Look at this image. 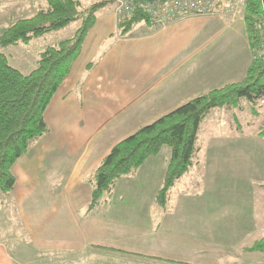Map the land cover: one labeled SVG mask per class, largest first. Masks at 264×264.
I'll list each match as a JSON object with an SVG mask.
<instances>
[{
  "label": "crops",
  "instance_id": "crops-1",
  "mask_svg": "<svg viewBox=\"0 0 264 264\" xmlns=\"http://www.w3.org/2000/svg\"><path fill=\"white\" fill-rule=\"evenodd\" d=\"M47 2L0 0V18L9 22L1 30ZM119 16L113 4L97 12L45 111L48 132L11 169L15 185L0 192V264H257L264 255L250 248L259 239L242 240L251 234L236 228L211 232L202 222L210 214L173 197L187 173L166 205L156 204L169 159V151L161 158L164 149L119 179L106 203L90 208L86 178L115 144L187 101L240 81L250 62L243 26L222 37L189 33L207 21L191 17L160 28L140 22L121 37ZM50 35L13 49L33 47L39 57L56 44ZM136 43L146 49L138 69L130 67Z\"/></svg>",
  "mask_w": 264,
  "mask_h": 264
},
{
  "label": "trees",
  "instance_id": "trees-1",
  "mask_svg": "<svg viewBox=\"0 0 264 264\" xmlns=\"http://www.w3.org/2000/svg\"><path fill=\"white\" fill-rule=\"evenodd\" d=\"M129 1L136 5L156 0ZM114 3L115 0H99L84 7L78 0H48L33 17L17 20L0 30V48L14 47L80 21L73 37L48 46L39 54L36 67L29 74H22L9 65L7 55L0 49V192L13 189V165L35 140L48 132L47 107L70 74L84 39L95 24L97 12ZM263 18L261 1L248 0L244 5V23L252 60L243 78L187 101L115 144L86 178L91 188L90 208L106 203L119 179L133 174L147 160L168 148L167 168L155 196L156 204L164 207L171 188L193 165L198 151V131L205 117L214 109H229L242 99L254 113L258 104L264 105ZM140 22H148L140 11L130 16L120 15L118 35L126 37ZM258 135L264 138V122ZM250 251L264 254V236Z\"/></svg>",
  "mask_w": 264,
  "mask_h": 264
},
{
  "label": "rangeland",
  "instance_id": "rangeland-1",
  "mask_svg": "<svg viewBox=\"0 0 264 264\" xmlns=\"http://www.w3.org/2000/svg\"><path fill=\"white\" fill-rule=\"evenodd\" d=\"M97 1L99 0H90L84 7ZM222 16L224 18L217 15L194 17L207 20L206 24L197 23L187 28L188 32L197 33L202 30L211 36L222 37L231 30L240 31V27L243 26L249 48L244 23V6L234 14ZM230 17L236 21H231L233 18L230 19ZM4 19L6 18H0V30L9 23ZM79 26L80 21L73 22L60 31L50 33L52 35L47 40L58 43L69 39L74 36ZM181 34L183 33L179 31V35ZM138 44L140 43L134 44L135 47L131 51L132 55H136V62L130 63V67L136 69L146 50L145 46H138ZM8 48L0 49H3L7 55L9 65L25 75L35 69L38 57L35 56L33 47L29 50L25 46H19L17 49ZM248 50L251 62L250 48ZM262 53L264 54V49ZM256 107V113H254L247 101L242 99L229 109H214L205 117L199 127L198 151L193 165L188 169L185 177L179 181L173 195L174 198L187 199L188 206L199 208L200 211L210 214L208 221L203 218L202 222L204 227L211 229V232L224 227L240 229L248 235L251 234V236L241 237L242 240L247 239L249 242L264 236V189L262 188L264 185V138L258 135L259 127L264 122V105L260 103ZM164 150L160 155L161 158L164 152L169 151L168 148ZM227 216L230 218L224 219ZM195 221L199 220L195 219ZM257 264H264V259H260Z\"/></svg>",
  "mask_w": 264,
  "mask_h": 264
},
{
  "label": "built area",
  "instance_id": "built-area-1",
  "mask_svg": "<svg viewBox=\"0 0 264 264\" xmlns=\"http://www.w3.org/2000/svg\"><path fill=\"white\" fill-rule=\"evenodd\" d=\"M248 0H156L134 4L129 0H115L118 15L130 16L142 12L150 25L160 28L185 18L231 15Z\"/></svg>",
  "mask_w": 264,
  "mask_h": 264
},
{
  "label": "water",
  "instance_id": "water-1",
  "mask_svg": "<svg viewBox=\"0 0 264 264\" xmlns=\"http://www.w3.org/2000/svg\"><path fill=\"white\" fill-rule=\"evenodd\" d=\"M260 1H261L262 9H263V14H264V0H260Z\"/></svg>",
  "mask_w": 264,
  "mask_h": 264
}]
</instances>
